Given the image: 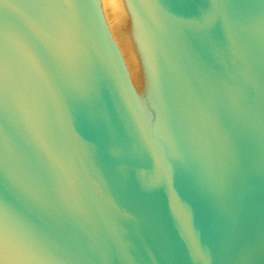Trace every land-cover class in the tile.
<instances>
[{
    "label": "water",
    "instance_id": "water-1",
    "mask_svg": "<svg viewBox=\"0 0 264 264\" xmlns=\"http://www.w3.org/2000/svg\"><path fill=\"white\" fill-rule=\"evenodd\" d=\"M0 264H264V0H0Z\"/></svg>",
    "mask_w": 264,
    "mask_h": 264
}]
</instances>
